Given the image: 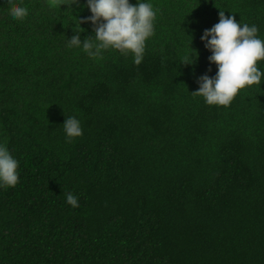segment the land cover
Listing matches in <instances>:
<instances>
[{
  "label": "trees",
  "instance_id": "obj_1",
  "mask_svg": "<svg viewBox=\"0 0 264 264\" xmlns=\"http://www.w3.org/2000/svg\"><path fill=\"white\" fill-rule=\"evenodd\" d=\"M151 2L137 65L66 46L86 7L13 0L29 9L17 21L0 0V141L20 173L0 188V264H264V81L227 107L191 93L217 71L205 29L224 11L264 38V0Z\"/></svg>",
  "mask_w": 264,
  "mask_h": 264
},
{
  "label": "clouds",
  "instance_id": "obj_2",
  "mask_svg": "<svg viewBox=\"0 0 264 264\" xmlns=\"http://www.w3.org/2000/svg\"><path fill=\"white\" fill-rule=\"evenodd\" d=\"M11 18L23 21L29 15L25 6L13 5ZM53 6L67 5L86 7L91 15L78 19L75 16L74 32L67 38L68 48L82 49L93 60H103L104 53L117 50L122 55H132L133 62L139 65L144 58L147 41L155 35V22L158 9L151 0H52ZM91 23L94 35L81 40L83 23ZM256 25L237 21L236 17L219 13V22L205 29L201 36L205 48L211 52L210 64L217 68L215 76L204 74L199 77L198 90L191 92L201 96L208 105L229 106L237 94L247 86H261L264 81V38L259 35ZM191 48V47H190ZM192 49V48H191ZM198 55L189 53L182 62L194 64ZM211 71V69H209ZM63 130L68 142L83 135L81 121L76 116L66 117ZM19 161L13 156L7 143L0 141V188L15 187L20 181ZM67 203L73 208L79 206V197L67 193Z\"/></svg>",
  "mask_w": 264,
  "mask_h": 264
}]
</instances>
